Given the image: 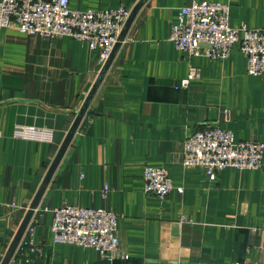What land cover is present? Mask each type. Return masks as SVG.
I'll return each mask as SVG.
<instances>
[{
    "label": "crops",
    "instance_id": "0c3cea01",
    "mask_svg": "<svg viewBox=\"0 0 264 264\" xmlns=\"http://www.w3.org/2000/svg\"><path fill=\"white\" fill-rule=\"evenodd\" d=\"M192 1L146 0L135 16L21 240L38 246L37 264H264V159L214 179L184 164L186 138L215 122L236 139L264 141V73L247 71L239 44L216 59L189 56L170 39L179 8ZM212 1L230 4L235 27L264 26V0ZM138 2L69 5L132 10ZM191 65L200 76L176 88ZM102 68L88 41L0 27V264ZM18 126L52 137H20ZM147 165L168 169V196L145 192ZM65 202L118 215L113 261L53 240V209Z\"/></svg>",
    "mask_w": 264,
    "mask_h": 264
},
{
    "label": "built area",
    "instance_id": "2783aa9c",
    "mask_svg": "<svg viewBox=\"0 0 264 264\" xmlns=\"http://www.w3.org/2000/svg\"><path fill=\"white\" fill-rule=\"evenodd\" d=\"M131 14L126 4L117 7L79 10L69 0H0V27H14L21 32L57 37L70 35L88 41L99 51L101 63L110 57L124 24ZM170 39L189 56L229 57L234 46L247 57L250 74L264 73V26L247 24L235 27L230 22V4L212 0H193L179 8L171 27ZM200 76L191 65L188 74L175 85L187 88ZM15 134L24 138L50 139L52 133L34 126H18ZM185 165L202 166L214 179L220 170L260 168L264 159V141L236 139L233 130L218 122L199 129L185 140ZM144 190L164 198L174 188L167 168L147 165ZM179 192L182 186L177 187ZM53 240L94 247L113 261L119 251L118 215L103 207H88L65 202L53 209ZM38 246L30 242L27 249L19 243L9 264H37L32 258ZM229 264H241L233 262Z\"/></svg>",
    "mask_w": 264,
    "mask_h": 264
},
{
    "label": "water",
    "instance_id": "95a60500",
    "mask_svg": "<svg viewBox=\"0 0 264 264\" xmlns=\"http://www.w3.org/2000/svg\"><path fill=\"white\" fill-rule=\"evenodd\" d=\"M146 0H139V2L133 7V9L131 10V14L130 16L128 17V19L126 20L125 24H124V27L119 35V38H118V41L116 42L115 46H114V49L110 55V57L107 59V61L105 62L103 68H102V71L99 75V79L98 81L93 85L92 89L90 90L89 94L87 95V97L85 98L84 102H83V105L82 107L80 108L74 122L72 123L69 131L67 132L61 146L59 147L53 161L51 162L48 170H47V173L45 175V178L44 180L42 181V184L41 186L39 187L38 191L36 192L1 264H9L13 254L15 253L19 243L21 242L23 236H24V233L30 223V220H31V217L36 209V207L38 206L40 200H41V197L43 196V193L47 187V184L49 183L50 179L52 178L54 172L56 171L60 161L62 160L63 156L65 155L79 125H80V122L82 121L83 119V116L89 106V103L91 101V99L93 98L96 90H97V87L100 83V80L101 78L103 77L105 71L109 68L116 52H117V49L119 48V46L121 45L122 41L124 40L132 22L134 21V18L135 16L137 15L138 11L140 10V8L142 7V5L145 3Z\"/></svg>",
    "mask_w": 264,
    "mask_h": 264
}]
</instances>
